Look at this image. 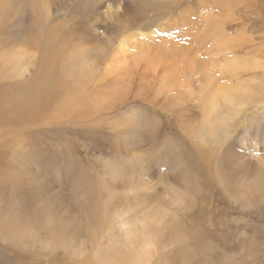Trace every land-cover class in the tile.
<instances>
[{"label": "rangeland", "instance_id": "rangeland-1", "mask_svg": "<svg viewBox=\"0 0 264 264\" xmlns=\"http://www.w3.org/2000/svg\"><path fill=\"white\" fill-rule=\"evenodd\" d=\"M0 4V153L10 168L0 188L38 176L36 188L51 210L26 234L0 235V264H119L125 252L140 250V243L129 245L120 223L139 238L142 221L155 211L166 214L165 227L160 234L147 231L152 250L140 264H264V167L250 157L264 160V0ZM15 54L22 68L8 62ZM231 61L241 68L235 76L224 69ZM207 78L227 88L241 82L260 98L224 111L230 137L223 144L197 134ZM88 187L100 218L90 248L87 215L76 212L78 194ZM65 229V242L47 238ZM70 239L79 245L71 247ZM29 241L55 245V253H33ZM112 249L121 251L119 259H109Z\"/></svg>", "mask_w": 264, "mask_h": 264}, {"label": "bare ground", "instance_id": "bare-ground-1", "mask_svg": "<svg viewBox=\"0 0 264 264\" xmlns=\"http://www.w3.org/2000/svg\"><path fill=\"white\" fill-rule=\"evenodd\" d=\"M1 5V4H0ZM6 6V5H5ZM231 6V5H230ZM42 9V8H41ZM229 13V12H228ZM208 17V16H207ZM48 18V17H47ZM222 19V18H221ZM213 20V19H212ZM216 22V21H215ZM45 24V23H44ZM217 24V22H216ZM149 32V31H148ZM38 34V33H37ZM143 34H146V33H143ZM150 34V33H149ZM153 37L154 34H152ZM148 36V35H147ZM146 37V35H143V39ZM149 37V36H148ZM152 38V36L150 37ZM142 39V40H143ZM151 40V39H150ZM223 40V38H222ZM83 41V40H82ZM125 41V39H124ZM144 41V40H143ZM170 42V41H169ZM168 42V43H169ZM223 41H221L222 43ZM164 43H167L164 41ZM220 43V44H221ZM227 43V42H226ZM226 43H225V46H226ZM171 44V43H170ZM169 44V45H170ZM125 45V44H124ZM144 45V44H143ZM129 46V45H128ZM172 46V45H171ZM22 47V46H21ZM120 47V46H119ZM137 47V46H136ZM174 47V46H172ZM85 48V47H84ZM118 48V47H117ZM122 48V47H121ZM171 48V47H170ZM219 48H220V45H219ZM129 49V48H128ZM173 49V48H171ZM227 46H226V50H227ZM24 50V49H23ZM28 50V49H27ZM121 50V49H120ZM141 50H142V47H141ZM224 50V51H226ZM129 51V50H128ZM131 51H133V49H131ZM222 51V50H221ZM7 52V51H5ZM28 52V51H26ZM93 52V51H92ZM118 52V51H117ZM120 52V51H119ZM134 52V51H133ZM136 52V51H135ZM140 52V51H139ZM79 53V52H78ZM131 53V52H129ZM144 53V52H143ZM157 53V52H156ZM167 53V51H166ZM72 54V53H71ZM128 54V53H127ZM126 54V56H127ZM134 54V53H133ZM140 54V53H139ZM176 54V53H174ZM73 55V54H72ZM85 55V54H84ZM114 55V54H113ZM120 55V53H119ZM50 56V55H49ZM54 56V55H53ZM74 56V55H73ZM77 56V55H75ZM96 56V55H95ZM125 57V55H123ZM122 56V57H123ZM132 56V55H131ZM131 56H127L128 57H131ZM135 56V55H134ZM133 56V58H134ZM137 56V55H136ZM145 56V55H144ZM151 56V55H150ZM158 56V55H157ZM68 57V56H67ZM83 57V56H82ZM123 57V58H124ZM139 57V55H138ZM153 57V56H152ZM156 57V54L154 56V58ZM171 57V56H170ZM174 57V56H173ZM81 58V56H80ZM84 58V57H83ZM57 59V58H56ZM68 59V58H67ZM70 59V58H69ZM76 59V58H75ZM88 59V57H87ZM145 59V58H144ZM192 59V58H191ZM247 59V58H246ZM5 60V59H4ZM7 60V59H6ZM20 54H15V55H11V59L9 57V60L8 62L10 61L11 63L13 62H17L18 63V67L19 68H22L20 66ZM177 60V59H176ZM239 60V59H238ZM242 60V59H241ZM250 60V59H249ZM19 61V62H18ZM71 61V60H70ZM90 61V60H89ZM150 61V60H149ZM255 61V60H254ZM76 62V61H75ZM157 62V61H156ZM250 62V61H248ZM46 63V62H45ZM68 63V62H67ZM72 63V61H71ZM86 63V62H85ZM159 63V62H158ZM180 63V62H179ZM238 62H235V61H231V63L229 65H227L226 67H224V69L232 76H235L237 74L240 73V70L241 68L237 67V64ZM240 63V62H239ZM252 63V62H251ZM53 64V63H52ZM94 63L92 62V65H89V67L91 66H94L93 65ZM148 64V63H147ZM42 65V64H40ZM199 65V64H198ZM257 65V63L255 64ZM262 65V64H261ZM49 66V65H48ZM67 66V65H66ZM87 66V67H88ZM176 66V65H175ZM31 67V66H30ZM41 67V66H40ZM82 67V66H81ZM88 67V68H89ZM248 67V66H247ZM246 67V69H248ZM258 67V66H256ZM32 68V67H31ZM169 68V67H168ZM190 68V67H189ZM259 68V67H258ZM35 69V68H34ZM47 69V68H46ZM55 69V68H53ZM57 69V68H56ZM188 69V68H187ZM31 70V69H30ZM77 70V69H76ZM75 70V71H76ZM96 70V69H95ZM181 70V69H180ZM178 70V72L180 71ZM245 70V69H244ZM21 71H23V74L27 72V69H22ZM29 71V70H28ZM78 71V70H77ZM88 71V70H87ZM125 71V70H124ZM190 71V70H189ZM32 72V71H31ZM35 72V71H33ZM47 72V71H46ZM59 72V71H58ZM93 72V70H92ZM98 72V71H96ZM176 73H178L177 71H175ZM72 73V72H71ZM76 73V72H75ZM78 73V72H77ZM86 73V72H85ZM91 73V72H89ZM95 73V72H94ZM33 74V73H32ZM84 74V73H83ZM124 74V72H123ZM26 75V74H25ZM50 75H51V72H50ZM84 75H87V74H84ZM125 75V74H124ZM180 75V73H179ZM20 76H22V74H20ZM29 76V75H28ZM31 76V75H30ZM29 76V77H30ZM184 76V75H182ZM28 77V78H29ZM45 77V76H44ZM70 77V76H69ZM68 77V78H69ZM25 78V77H24ZM27 78V77H26ZM32 78V77H31ZM76 78V77H75ZM174 78V77H173ZM183 78V77H182ZM188 78V77H187ZM199 78V77H198ZM52 79V77H51ZM55 79V78H54ZM35 80V79H33ZM58 80V79H57ZM177 80V79H176ZM174 79V81H176ZM191 80V79H190ZM42 81V80H41ZM73 81V80H72ZM166 81V80H165ZM179 83L181 80H177ZM38 82V81H37ZM74 82V81H73ZM190 82V81H188ZM187 82V83H188ZM26 83V82H25ZM45 83V81H44ZM75 83V82H74ZM191 83V82H190ZM27 84V83H26ZM30 84V83H29ZM29 84H28V87H29ZM33 84V83H32ZM76 84V83H75ZM167 84V83H166ZM169 84V83H168ZM177 84V83H176ZM230 84V83H229ZM48 85V84H47ZM70 85V84H69ZM74 85V84H73ZM183 86H186L188 84H186L185 82L182 84ZM58 86V85H57ZM202 89L200 91L201 92V98L202 99V103H203V122H201V126L198 128L197 130V134L198 135H202L203 132L206 136H209L212 137L214 140L215 139H218L220 138L218 141L222 142V144L224 142H226L229 137H230V134L228 132V128H227V123H229V117H226L225 115V112L224 111H230L232 112V109H234L236 106L238 107V110L239 108L241 107L242 104H244L245 102H250L253 98H256V99H260L259 96H256L257 92H254L251 90V88H245L243 86V83L239 82L237 83V85L235 86H230V87H225V86H222V85H219L217 80L216 79H211L210 78H207L206 80V85L205 86H201ZM34 89V88H33ZM65 89V88H64ZM63 89V90H64ZM76 89V88H74ZM20 90V89H19ZM24 90V89H23ZM54 90V89H53ZM62 90V89H61ZM169 90V89H168ZM29 91H30V88H29ZM28 91V92H29ZM66 91V90H65ZM97 91V90H96ZM185 91H189V89L187 88V90ZM196 91V90H195ZM143 92V91H142ZM194 92V91H192ZM11 93V92H10ZM16 93V92H15ZM26 93V91H25ZM30 93V92H29ZM101 93V91H100ZM99 93V94H100ZM190 93V92H189ZM199 93V92H197ZM18 94V93H17ZM63 94V93H62ZM88 94V93H87ZM195 94V93H194ZM193 94V95H194ZM199 94V95H200ZM15 95V94H14ZM34 95V94H33ZM54 95V94H53ZM84 95V94H83ZM184 95V94H183ZM36 96V95H35ZM49 96V95H48ZM56 96V95H55ZM77 96V95H76ZM17 97V96H16ZM25 97V95H24ZM28 96H26L27 98ZM41 97V96H40ZM42 97H44L42 95ZM51 98V96H49ZM73 97V96H72ZM187 97V95L185 96ZM200 97V96H199ZM56 98V97H55ZM58 98V97H57ZM70 98V97H69ZM77 98H83V97H77ZM76 98V99H77ZM102 98V96H101ZM11 99V98H10ZM15 99V97H14ZM17 99V98H16ZM21 99L23 100V96L21 97ZM36 99V98H35ZM87 99V98H86ZM98 99V98H97ZM5 100V99H4ZM3 100V101H4ZM50 100V99H49ZM53 100V99H52ZM51 100V101H52ZM69 100V99H68ZM85 100V98H84ZM92 100V99H91ZM6 101V100H5ZM18 102L20 101V98H18L17 100ZM82 101V100H80ZM10 101H6V102H3V105L4 103H8ZM47 102V100H46ZM49 102V101H48ZM55 102V101H54ZM11 103V102H10ZM9 103V106H10V109L13 108V110L15 111L16 108H15V104L13 105L12 103L10 104ZM45 103V101H44ZM67 103V102H66ZM238 103V105L236 104ZM69 104V103H68ZM76 104V103H75ZM75 104L73 106H75ZM78 104V103H77ZM82 104V102L80 103ZM12 105V106H11ZM27 106H29L28 104H26ZM47 105V104H46ZM59 104H57L58 106ZM224 105H229L230 108L228 109H224ZM21 106V105H20ZM81 106V105H80ZM84 106V105H83ZM95 106V105H94ZM18 107V106H17ZM49 107V106H48ZM59 107V106H58ZM67 107V106H66ZM82 107V106H81ZM80 107V108H81ZM23 108V107H22ZM38 108V107H37ZM40 108V107H39ZM65 108V106L63 107ZM18 110V108H17ZM29 110H31V108H29ZM34 110V108H33ZM40 110H42V108H40ZM45 110V108H44ZM236 111V110H235ZM0 112H3V109H0ZM19 112V111H18ZM29 112V111H28ZM34 112V111H33ZM39 112V111H38ZM50 112V111H49ZM53 112V111H52ZM12 113V112H11ZM16 113V112H15ZM10 114V113H9ZM55 114V113H54ZM188 114V113H187ZM234 114V113H233ZM228 115V114H227ZM234 115H238V113L235 112ZM10 116V115H9ZM41 116V115H40ZM42 117V116H41ZM231 117V115H230ZM44 120V119H43ZM204 120L206 121V126L204 127ZM26 121V120H25ZM46 121V120H45ZM33 122V121H32ZM31 122V123H32ZM36 123V122H35ZM120 123V122H119ZM38 124V123H37ZM123 124V123H122ZM125 124V123H124ZM198 127V126H197ZM206 129V130H205ZM222 133V135H220L219 137V134ZM232 134V133H231ZM224 135V136H223ZM223 136V137H222ZM235 136V135H234ZM211 139V140H213ZM207 141V140H206ZM229 141V140H228ZM202 142V141H201ZM205 142V141H204ZM220 142H217L220 144L221 146V143ZM22 144V143H21ZM29 146V145H28ZM27 146V147H28ZM19 147V146H18ZM60 148V146H58ZM57 147V148H58ZM65 147V146H64ZM217 147H219V145L217 144ZM56 148V147H54ZM24 151L26 150L25 148H22ZM21 149V150H22ZM223 149V148H222ZM17 150V149H16ZM20 150V149H19ZM228 150V149H227ZM33 151V150H31ZM56 152H58V149L55 150ZM3 152V151H2ZM15 153V151H13ZM26 152V151H25ZM23 152V153H25ZM45 152V151H44ZM223 152V151H222ZM221 152V153H222ZM14 153H10L12 156H14L13 154ZM17 153V151H16ZM22 153V154H23ZM41 153V152H40ZM51 153V152H50ZM61 153V152H60ZM59 153V154H60ZM2 153H0V178H4L7 174H8V171H9V166H7V163L4 161L3 159V155H1ZM46 154H49V153H45ZM54 154V153H53ZM172 154V153H171ZM229 154V153H228ZM32 155V154H31ZM238 155V154H237ZM244 155V154H243ZM23 156V155H22ZM33 156V155H32ZM66 156V155H65ZM31 157V156H30ZM42 157V156H41ZM39 158L40 160H42V158ZM44 157V156H43ZM48 157V156H47ZM230 157V156H229ZM250 157H256L255 160H257L258 158V166L259 167H264V160H263V157H261V154L258 155V153H256V156L255 155H250ZM49 158V157H48ZM167 158V157H166ZM45 158H43L44 160ZM242 159V158H241ZM244 159V158H243ZM16 161V160H15ZM47 160L45 159V162ZM239 161V160H238ZM52 162V161H51ZM21 163V161L19 162ZM41 163H44L43 161ZM17 164V163H16ZM46 164V163H45ZM18 165V164H17ZM21 165V164H20ZM40 165V164H39ZM51 165V164H50ZM26 168H27V163H26ZM36 166V165H35ZM52 166V165H51ZM21 167V166H20ZM22 167H23V163H22ZM25 168V167H23ZM230 168V167H229ZM233 168V167H232ZM22 169V168H20ZM19 169V170H20ZM35 168L31 169V173H32V170H34ZM261 169V168H260ZM231 170V169H229ZM27 171H29V169H27ZM27 171L24 170V174H27ZM252 171V170H251ZM10 172V171H9ZM20 172H22V170H20ZM219 173V172H218ZM233 173V171H232ZM231 173V174H232ZM235 173V171H234ZM220 174V173H219ZM244 174V173H243ZM3 175V176H1ZM31 175V174H30ZM222 175V174H221ZM221 175H219L221 177ZM34 176V175H33ZM218 176V177H219ZM229 176V175H228ZM251 178L254 176H252L250 174ZM262 176V175H261ZM227 177V176H226ZM260 176H258L257 178L255 177V179L257 180ZM161 178V177H160ZM223 178V177H222ZM243 178V177H242ZM250 178L249 176H247V179ZM263 177H261L262 179ZM225 179V177H224ZM223 179V180H224ZM228 179V178H226ZM246 179V180H247ZM264 179V178H263ZM262 179V182L264 181ZM220 180V179H219ZM230 180V179H229ZM249 180V179H248ZM19 181V180H18ZM28 182V185H29V188H27L25 185L21 184L22 182ZM38 181V176L37 178H33L30 176L27 177V176H23L22 177V180H20L19 182H17V185H15L14 188H9V187H4V188H0V235H15L18 234V232H22L24 234L27 233V231H31L29 230L30 227L32 226H35V227H39L40 225H43L44 222L40 219V213L41 212H47L48 214L51 213V210L49 209V207H45L44 205L48 202L47 199L45 198V196H43L36 188V185L39 184ZM180 181V180H179ZM189 181V180H188ZM234 181L236 182V184H238L237 186H239L240 184V179L237 180V178L235 177L234 178ZM250 181V180H249ZM2 182V181H1ZM0 182V184H1ZM5 182V180H4ZM3 182V183H4ZM261 182V184H262ZM2 183V184H3ZM7 183V182H6ZM5 183V184H6ZM181 183V182H180ZM259 183V182H258ZM4 184V185H5ZM225 184V183H224ZM7 185V184H6ZM179 185V184H178ZM193 185V184H192ZM256 185V184H255ZM182 186V185H181ZM242 186V185H240ZM260 186V185H259ZM264 186V185H263ZM11 187V186H10ZM13 187V186H12ZM171 187V186H170ZM226 188V187H225ZM249 188V187H248ZM253 188V187H252ZM257 188V187H256ZM262 188V187H261ZM259 189V188H258ZM41 194H39V193ZM177 192V191H176ZM187 192V191H186ZM174 194V193H173ZM154 196V195H153ZM166 196V195H165ZM173 196V195H172ZM48 197V196H47ZM161 197V196H160ZM257 197V196H256ZM185 200V199H183ZM78 202L79 204L81 205L80 209L81 211H76L78 214H81V215H87V219L85 220L86 222V230H90V234H86L88 236H86V240L84 242H87V245L88 247L90 248L94 243H95V238L97 237V225L99 224V221H100V218L98 217L97 219V213L93 212L92 211V204L94 202L93 200V191H92V188L91 187H88L87 189H84L82 192H80V194H78ZM153 202V201H152ZM156 202V201H155ZM49 203V202H48ZM52 203V202H51ZM159 203V202H158ZM165 205V203H163ZM159 204H157L158 206ZM71 206V205H70ZM160 207V206H159ZM159 207H157L156 209H159ZM161 208V207H160ZM163 209V208H162ZM60 210V209H59ZM74 210V209H73ZM164 210V209H163ZM171 210V209H170ZM161 211V210H160ZM169 212V211H168ZM166 213V212H165ZM53 214V213H52ZM55 214H59L57 212H55ZM176 214V213H175ZM47 215V214H46ZM166 214H164V212H156L152 215V217L149 219V220H143L142 221V226H141V230H140V233H139V238H136L135 235H134V232H131V229L125 224V223H120V226H121V229L123 231V234L126 238V240L128 241L129 245L131 247L135 246L136 248H138V246L136 244L139 245L140 243V250L139 251H136L135 248H133L130 252H125L124 256L125 257H120V260L118 261L119 264H140L143 260V257L147 254H150L151 253V246H152V243L153 241H151V237H150V233H148L147 231H149L150 228L154 229V231L156 232V234H160L164 227H165V220L163 217H165ZM42 217V216H41ZM48 217V216H47ZM60 217V216H59ZM53 218V217H52ZM70 218V217H69ZM163 218V219H162ZM43 219V218H42ZM50 219V218H49ZM56 219V218H55ZM73 223L74 220L72 219L71 220ZM50 222V221H49ZM82 223V222H81ZM84 223V221H83ZM82 223V224H83ZM49 224V223H48ZM80 224V223H79ZM50 225V224H49ZM72 225H75V224H72ZM71 225V226H72ZM85 224H83L84 226ZM83 226H80V229L81 227ZM170 226V224H169ZM49 227V226H48ZM48 227H45L46 230H49L47 229ZM61 227H64V226H58L57 228H61ZM70 228V226H68ZM76 227V225H75ZM56 228V229H57ZM67 228V227H66ZM68 228V229H69ZM78 228V227H77ZM76 228V229H77ZM176 228V227H175ZM54 229V230H56ZM82 230L84 229H81L79 231V228L77 231L81 232ZM85 230V231H86ZM68 230L65 229L64 231H61V232H58V233H53V234H50L47 236V238L50 240V242H54L56 241L57 239H62V242H65L66 240V237H67V232ZM69 231H72V228L69 229ZM85 231H83L84 233H86ZM78 232V233H79ZM167 232V231H166ZM21 233V234H22ZM47 233V232H46ZM73 233H76L73 231ZM163 233V232H162ZM154 234V233H153ZM31 235V233H30ZM38 235V234H37ZM69 235V233H68ZM75 235V234H74ZM80 235H82L80 233ZM169 235V234H168ZM33 236V234H32ZM35 236V235H34ZM78 236V235H76ZM28 237V236H27ZM30 237V236H29ZM71 238V237H70ZM77 239H81L79 237H75ZM172 238V237H171ZM55 239V240H54ZM173 239V238H172ZM175 239V238H174ZM15 240V239H14ZM47 240V239H45ZM84 240V238H83ZM16 241V240H15ZM42 241V240H41ZM76 240L75 239H70L67 243L68 245H70L71 247L72 246H75V245H79V242H76L74 243ZM178 241V240H177ZM20 242V241H19ZM48 242V241H46ZM176 242V241H175ZM58 243V242H57ZM50 243H47V245H49ZM55 244V243H54ZM86 244V243H85ZM27 245L29 246H26V248H30L32 250L33 253H37V252H48L49 255L55 253V245H53L52 247L53 248H50L49 246H47L46 244H43L41 245L39 248H37L35 246V244H33V242L29 241L27 243ZM59 245V244H58ZM98 245V244H97ZM24 246V245H23ZM154 246V245H153ZM17 247V245H16ZM62 248V246H60ZM67 247V246H66ZM24 248V247H23ZM61 248H57V249H61ZM100 248V247H99ZM157 248V247H156ZM29 249V250H30ZM64 249V246L63 248ZM117 249H120V248H117ZM22 250V249H21ZM154 250V249H153ZM11 251V250H10ZM57 252V251H56ZM110 256H109V259H119V256L117 254L121 253L120 250H115V249H112L110 251ZM73 254V253H72ZM74 255V254H73ZM43 256V255H42ZM94 256V255H93ZM148 256V255H147ZM117 257V258H116ZM105 258V257H104ZM151 259V258H150ZM148 262V260H147ZM109 264H117V263H112V262H109Z\"/></svg>", "mask_w": 264, "mask_h": 264}]
</instances>
